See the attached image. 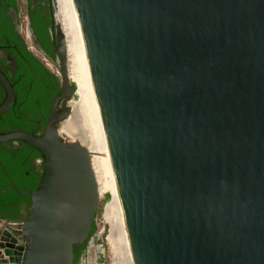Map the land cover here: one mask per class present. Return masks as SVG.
Here are the masks:
<instances>
[{"label": "water", "instance_id": "1", "mask_svg": "<svg viewBox=\"0 0 264 264\" xmlns=\"http://www.w3.org/2000/svg\"><path fill=\"white\" fill-rule=\"evenodd\" d=\"M74 2L133 263L264 264V0ZM54 18L60 89L44 129L0 134L38 150L44 172L35 190H0L29 201L3 220L0 264H73L101 202L90 151L64 133L76 85ZM0 84L1 116L15 101L1 67Z\"/></svg>", "mask_w": 264, "mask_h": 264}, {"label": "trees", "instance_id": "2", "mask_svg": "<svg viewBox=\"0 0 264 264\" xmlns=\"http://www.w3.org/2000/svg\"><path fill=\"white\" fill-rule=\"evenodd\" d=\"M30 26L38 44L55 60L56 32L53 0H22ZM21 13L18 0H0V52L11 54L15 61L12 68L6 58L0 57V67L8 78L15 96L12 107L0 116V134L24 131L37 136L45 126L52 100L59 94L60 82L44 64L35 57L23 38L20 37L13 16ZM51 31L53 36L51 35ZM6 92L0 84V106ZM41 115L44 118H41ZM0 144V190L14 182L20 190L36 189L39 177L33 164L41 153L25 142ZM26 173L30 176L27 177ZM33 184V186H32ZM21 204L28 211V196L9 190L0 194V221L11 219L8 214L23 216Z\"/></svg>", "mask_w": 264, "mask_h": 264}, {"label": "bare ground", "instance_id": "3", "mask_svg": "<svg viewBox=\"0 0 264 264\" xmlns=\"http://www.w3.org/2000/svg\"><path fill=\"white\" fill-rule=\"evenodd\" d=\"M56 1L57 19L66 38L70 78L77 85L76 94L79 96L78 101L71 102V115L65 124L64 133L84 144L90 151L100 194L105 190L112 192V201L104 209V217L110 226L108 242L119 264H134L75 2Z\"/></svg>", "mask_w": 264, "mask_h": 264}, {"label": "rangeland", "instance_id": "4", "mask_svg": "<svg viewBox=\"0 0 264 264\" xmlns=\"http://www.w3.org/2000/svg\"><path fill=\"white\" fill-rule=\"evenodd\" d=\"M20 9H21V24H22V36L23 39L26 41V43L28 44L29 48H31V51L40 57V60L43 61L44 64H46L56 76H60V70L58 67V61L57 59L55 60H49L47 59L40 51L39 49L34 45V43L31 40L29 31H28V17L25 11V8L23 6V2L20 1ZM57 3H55V13L54 15L57 18ZM58 23H60V21L57 19ZM74 83V82H73ZM75 84V83H74ZM76 85V84H75ZM75 91H77V85L75 88ZM79 100V96L75 93L74 97L72 98V102L78 101ZM63 137H65V135H63ZM68 140L70 138H67ZM72 140V139H70ZM113 198V194L110 190H105L102 192L101 195V202H100V206L98 209V213H97V217H96V222H95V226H96V233L99 235L100 237V242L101 245L103 246V262L104 264H119L120 261H118V258L115 257V252L114 249L112 248V246L109 244L108 242V235H109V230H110V226L109 223L107 222V220L105 219L104 215H105V208L106 206L112 201ZM93 256V255H92Z\"/></svg>", "mask_w": 264, "mask_h": 264}, {"label": "flooded vegetation", "instance_id": "5", "mask_svg": "<svg viewBox=\"0 0 264 264\" xmlns=\"http://www.w3.org/2000/svg\"><path fill=\"white\" fill-rule=\"evenodd\" d=\"M53 6V4H52ZM13 16H14V19H15V22L17 21V15L15 13H13ZM19 20L21 21V16H20V13H19ZM52 32V31H51ZM53 36V34H51ZM38 49L39 51L49 60H51V55L48 54L44 48H42L37 40H36V43L34 44ZM9 55V54H8ZM6 54L0 52V57L1 58H6L7 59V56ZM55 59H57V56L55 57ZM58 61V59H57ZM45 66V64H44ZM14 68V67H12ZM47 68L51 73H53V71L47 66L45 67ZM54 74V73H53ZM55 75V74H54ZM56 76V75H55ZM57 77V76H56ZM59 80V79H58ZM60 82V81H59ZM66 104L64 102H61L57 108V114L56 116H60L62 115L65 111H66ZM41 118H44L43 115H41ZM46 118V117H45ZM44 118V120H45ZM12 146H20V143L18 142H14ZM42 162H43V157L41 158H36L33 162V164L36 166L34 172H38L39 173V177L38 179L35 181L34 183V187H37L38 183L41 181L42 179V176L44 174L42 168H41V165H42ZM27 177L30 176L29 173H26ZM11 184L15 185L14 182H11ZM16 186V185H15ZM33 186V184H32ZM31 190H35V189H31ZM21 206L23 207V210H21V214L24 215V212H25V208H26V205L25 204H21ZM8 215H12V214H8ZM14 216H18V215H14ZM21 217V216H19ZM8 221H14V219H6ZM100 237L99 235L96 233V226H94V228L92 229L91 233H90V236H89V239L87 240V242L78 250L75 252V258H74V263L73 264H104L103 262V246L101 245V242H100ZM93 255V256H92Z\"/></svg>", "mask_w": 264, "mask_h": 264}, {"label": "built area", "instance_id": "6", "mask_svg": "<svg viewBox=\"0 0 264 264\" xmlns=\"http://www.w3.org/2000/svg\"><path fill=\"white\" fill-rule=\"evenodd\" d=\"M18 1L20 2V1H22V0H18ZM4 230L11 231L10 228H9L8 226H6V227L4 228ZM12 233H13V236L16 237V239L18 240V245L23 246V245H24V241L22 240L20 234H19V233H16V232H13V231H12Z\"/></svg>", "mask_w": 264, "mask_h": 264}, {"label": "crops", "instance_id": "7", "mask_svg": "<svg viewBox=\"0 0 264 264\" xmlns=\"http://www.w3.org/2000/svg\"><path fill=\"white\" fill-rule=\"evenodd\" d=\"M8 226L7 224L4 223V221H0V233L4 230V228Z\"/></svg>", "mask_w": 264, "mask_h": 264}]
</instances>
